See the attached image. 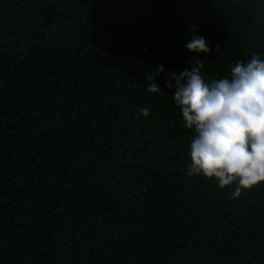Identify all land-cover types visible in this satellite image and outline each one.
Instances as JSON below:
<instances>
[{
    "label": "trees",
    "instance_id": "trees-1",
    "mask_svg": "<svg viewBox=\"0 0 264 264\" xmlns=\"http://www.w3.org/2000/svg\"><path fill=\"white\" fill-rule=\"evenodd\" d=\"M254 54L264 0H0V264H264V184L233 199L184 175L165 82Z\"/></svg>",
    "mask_w": 264,
    "mask_h": 264
},
{
    "label": "clouds",
    "instance_id": "clouds-1",
    "mask_svg": "<svg viewBox=\"0 0 264 264\" xmlns=\"http://www.w3.org/2000/svg\"><path fill=\"white\" fill-rule=\"evenodd\" d=\"M185 47L197 56L211 52L206 38L195 32ZM190 64L165 81L174 88L184 128L193 134L184 175L214 180L219 189H232L237 199L264 184V55L237 61L228 76L211 80L201 72L203 61ZM163 72L161 65L146 77L148 93L161 92L155 79ZM139 111L145 118L150 115L147 107Z\"/></svg>",
    "mask_w": 264,
    "mask_h": 264
}]
</instances>
